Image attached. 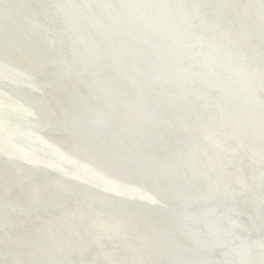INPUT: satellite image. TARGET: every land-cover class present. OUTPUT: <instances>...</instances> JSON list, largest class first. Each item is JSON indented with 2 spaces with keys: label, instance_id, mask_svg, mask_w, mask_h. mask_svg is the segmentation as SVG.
<instances>
[{
  "label": "bare ground",
  "instance_id": "obj_1",
  "mask_svg": "<svg viewBox=\"0 0 264 264\" xmlns=\"http://www.w3.org/2000/svg\"><path fill=\"white\" fill-rule=\"evenodd\" d=\"M0 264H264V0H0Z\"/></svg>",
  "mask_w": 264,
  "mask_h": 264
}]
</instances>
